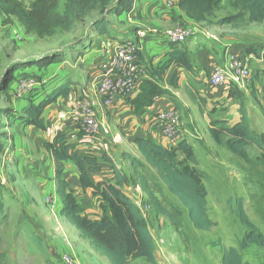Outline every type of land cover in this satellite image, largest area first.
Returning a JSON list of instances; mask_svg holds the SVG:
<instances>
[{
  "label": "rangeland",
  "instance_id": "1",
  "mask_svg": "<svg viewBox=\"0 0 264 264\" xmlns=\"http://www.w3.org/2000/svg\"><path fill=\"white\" fill-rule=\"evenodd\" d=\"M18 1L28 7L37 0ZM56 1L62 11L65 0ZM169 2L166 0L164 8L173 12L174 5L168 6ZM139 3V0H133L125 16L120 17L117 13L108 14L105 11L94 12L90 17L79 20L68 32L54 29L52 33L42 36L26 34L16 17H6L0 10V264H62L60 257L65 253L73 254L82 264L84 260L88 264V260L93 258L94 250L89 242L81 238L65 219L60 218L57 205L51 208L45 202L47 188L43 189V184L54 181L55 171L53 159L43 144L50 143L53 134V126L50 123L58 113L68 110V107L82 97H88L95 105L101 101L95 93L89 94V75L93 74L91 67L102 43L120 42L123 36L135 40V31L138 29L158 31L157 35L151 34L140 42L139 48L145 65L148 61L156 62L161 57L152 55L144 45L149 38L155 36L162 43L163 50L175 46H182L183 49L186 43H192L195 38L196 44L186 46L187 53L194 56L199 46L209 42L204 36L207 31L215 37L210 41L217 44L232 37L251 39L253 42H250L252 44L249 46L252 47L264 44V23L249 24L246 11L239 7L235 0H215L213 16L206 24L186 23L180 19L165 28H154L151 23H141L137 12ZM100 17H105L108 21L106 29L114 36L113 39L94 33L92 23ZM139 21L140 27H132ZM177 25L197 28L199 34L179 44L169 43L159 36L162 31ZM219 28V34L215 33ZM263 48L256 47L251 53L256 49L264 50ZM236 51L234 55L245 62V50L238 48ZM201 60L205 66L206 59ZM256 63L251 61L247 66L250 69ZM193 73L185 76L183 82L193 86L202 82L199 85H205L209 98L217 96L213 99L211 107L203 113H200L186 96L184 83L181 87L179 77L177 87L171 86L172 74L170 75L169 70L164 73L160 85L171 91L183 104L182 108L177 110L183 126V141L185 145L190 146L197 166L189 162L186 152L182 150L178 151L176 161L180 162L181 168L188 167L202 173L200 179L207 194V215L216 223L208 231L195 230L186 211L180 207V229H176L166 216L155 211L149 195L141 188L140 175L146 176L150 189L164 209L173 211L179 204L167 193L153 171L146 166L132 168L130 162L125 159L124 154L137 158L131 145L132 139L129 138L134 132L126 125L131 121V115L116 118L105 108L96 110L99 131L93 138H100L101 143L107 145L106 150L100 146L99 149L110 156L120 173L121 192L135 203L143 214L145 225L155 241L158 264H221L222 249L233 247L238 250V244L246 234L247 228L241 225L229 206V201L241 200L248 219L255 229L264 235L262 154L249 146L240 154L233 155L226 145L227 137L223 136V144L217 145L208 133L209 119L220 118L229 125L238 120L239 107L242 106L247 111L253 131L264 137V83L258 81L261 89L256 90L255 74L250 70L251 76L245 85L213 89L208 88L206 84L208 73H203V79L198 76L199 73ZM65 80L70 83L71 89L78 87L81 91L73 103L65 105L59 100L56 106L52 105L46 109L42 114L47 123L44 130H37L28 125L22 112L23 107L35 105L38 98L41 99ZM27 83L33 85L31 90L23 89ZM153 116L155 117L154 114ZM68 126L69 124L64 122L61 129L71 134L76 132L72 126V129ZM216 127L223 125L218 124ZM54 128H57V125L54 124ZM99 163L103 162L99 160ZM100 170L104 172L99 175L90 174L99 191L104 185H116L110 165H102ZM62 178L67 181L85 217L94 221L106 216L118 223L122 221L125 216L122 210L110 212L99 195L93 194L89 189H80L74 167L66 166ZM40 180L43 181L40 183ZM155 185L163 189L162 196L156 191ZM144 206H148V210H145ZM240 253L243 260L249 264H261L264 254L257 246H251ZM137 260L131 261L132 264H148L145 260ZM96 263L101 264L98 261Z\"/></svg>",
  "mask_w": 264,
  "mask_h": 264
},
{
  "label": "trees",
  "instance_id": "2",
  "mask_svg": "<svg viewBox=\"0 0 264 264\" xmlns=\"http://www.w3.org/2000/svg\"><path fill=\"white\" fill-rule=\"evenodd\" d=\"M174 1L179 10L195 23L206 22L213 16L215 0ZM235 2L246 11L248 23L264 22V0H235ZM132 4L133 0H65L60 11L56 0H37L28 7L18 0H0V10L6 17H16L26 34L34 33L42 36L52 33L54 29L68 32L79 20L90 17L94 12L105 11L108 14L117 13L124 16L123 14L128 12ZM107 26L108 21L105 17H100L92 23L94 33L111 40L114 36L106 29ZM139 57L141 58V53ZM166 57L168 60L154 70L149 75V79L141 82L138 94L127 101L131 113L137 118L148 112L154 102L162 97L167 98L175 110H180L183 106L177 97L160 83L166 70L174 66L170 82L171 86L177 87L179 77L177 70L193 71L196 69L195 60L184 48L178 50L176 46L166 53ZM183 88L186 96L200 113L211 107L213 99L207 98L201 89L188 83H184ZM69 95L70 83L65 80L44 97L38 98L35 105L23 107L22 112L27 124L37 130L46 129L47 123L42 117L43 112L58 100L67 99ZM218 124H222L223 127H216ZM208 133L217 145L223 144V136L227 137L226 145L233 155H238L244 148L251 146L264 158V137L253 131L247 111L242 106L239 107L238 120L229 125L221 119H209ZM76 137L82 138L83 135L76 133ZM183 140L176 147L168 148L160 140L155 142L143 136L134 141L141 159L129 154L124 156L132 168L146 166L153 171L167 193L178 202L179 206L173 208V211L164 209L150 189L146 176L140 175L141 188L149 195L158 214L166 216L176 229H180L181 208L186 211L195 230L208 231L216 223L207 215V194L200 179L202 173L188 167L181 168L180 162L176 161L178 151L182 150L186 152L189 162L197 166L195 155ZM43 147L52 157L55 171L53 181L55 188L48 189L46 195L52 194L55 197L59 216L74 227L81 238L87 240L93 250L110 264H132L131 261L137 259L145 260L148 264H158L155 241L145 225V218L135 203L121 192L122 178L113 161L105 154L94 157L78 153L63 133L55 135L52 141L44 143ZM99 160L110 165L116 181V185H104L100 191L90 177V173L99 172ZM69 165L77 171L80 189H89L93 194L99 195L110 212L117 209L124 212L125 216L120 223L106 216L92 221L83 215L81 205L69 189L67 181L62 178L66 166ZM155 188L162 196L163 189L157 185ZM228 204L241 225L247 228V232L239 242L238 250L233 247L222 249L221 264H249L243 260L240 252L251 246H257L264 252V235L259 233L248 219L241 200L229 201ZM261 264H264V254Z\"/></svg>",
  "mask_w": 264,
  "mask_h": 264
},
{
  "label": "built area",
  "instance_id": "3",
  "mask_svg": "<svg viewBox=\"0 0 264 264\" xmlns=\"http://www.w3.org/2000/svg\"><path fill=\"white\" fill-rule=\"evenodd\" d=\"M170 1L168 6L172 5ZM157 35L156 30L138 29L135 31V40L130 38L120 42L101 44L100 54L107 58V64L102 68L95 79L94 93L101 101L96 105L88 97H82L57 114L55 125L71 122L76 133L83 137L93 138L99 131L96 110L108 108L124 99L134 98L139 92L138 82L143 75L139 53L140 42L149 35ZM199 34L197 28L175 26L162 31L159 36L168 40L169 43L179 44L187 39L196 37ZM207 39H215L208 31L204 34ZM250 61L264 63L263 50L248 53L246 61L233 54H226L223 66H216L206 78L208 88L226 89L230 85L240 87L249 81L251 73L247 64ZM33 85L27 83L24 90H31ZM153 118L157 129V140H160L166 147L173 148L183 139L181 116L173 107L156 112ZM116 140V139H115ZM46 204L53 208L57 201L52 194L45 196ZM148 210V206H144ZM62 264H82L73 254L65 253L60 257Z\"/></svg>",
  "mask_w": 264,
  "mask_h": 264
},
{
  "label": "crops",
  "instance_id": "4",
  "mask_svg": "<svg viewBox=\"0 0 264 264\" xmlns=\"http://www.w3.org/2000/svg\"><path fill=\"white\" fill-rule=\"evenodd\" d=\"M139 1H140V3L138 5V9H137L138 11L137 12H139V15L141 18V20H140L141 23L142 22L151 23L152 26H154V28L155 27L165 28L167 26H171L174 23H177L180 19L183 20V22L197 24V25H202V24L208 23V21L203 22V23H195L192 20H190L189 18H187L186 15L181 10H179V8L177 7V3L174 0H169V1L173 2V5H174V11L173 12L167 10V8H164V4H165L166 0L165 1H163V0H139ZM126 13L127 12H125L123 15L125 16ZM120 17H122V16H120ZM140 21L138 23H136L135 25H133L132 27H134V26L140 27V24H141ZM249 24H257V23H249ZM164 25H166V26H164ZM219 32H220V28L217 29V31H215V33H217V34H219ZM122 38H123L122 40H124L128 37L123 36ZM158 40L159 39L156 38V36H155V37L149 38L144 43L145 48L146 49L148 48V51H150V53L152 52V55H156V56L161 55V57L156 62L153 60L148 61L147 65L144 64L142 57L140 58L141 59L140 60L141 66H143L142 67L143 68V75L141 76V78L138 82L139 87H140V84L143 80L149 79L148 77H149L151 72L156 70L161 64L165 63L168 60V57H166V53L170 52L174 48V47H172V48L169 47V48L163 50L164 48H161L162 43ZM194 41H195V38L193 39L192 43H188V44L186 43V45L183 46L185 48V50H187L186 46L196 44ZM208 41L209 42H207V43H210L209 45H207V43H206V45L199 46L197 48V50L195 51V56L193 54L191 55L192 58L195 60L196 69H194L193 71H188V72L181 70V69L177 70L178 74H179L178 75L179 76V84L181 87H182V84L185 83V82H183L185 79V76H189L191 72L192 73L194 72L193 74L199 73L198 76L202 77V79H203V76H202L203 73H208V75H209L210 72L216 66H223L226 54H233L234 55V52L236 50H238V48H239V50L241 48H243L248 55V53H250V51L254 50L256 47L257 48H261V47L263 48L264 47V44H262L260 46L259 45L254 46V47L249 46L250 44H252L250 42H253V40L247 39V38L242 39L240 37H232L231 39L222 40V41H219L218 44L214 41H210V39H208ZM262 42H264V41H262ZM230 43H237V44L231 46V45H229ZM176 48L178 50H182V46H176ZM258 50H260V49H258ZM96 54H97V58L93 62L94 65L91 67L93 74L89 75V77H90V80H89L90 83L89 84H91L89 94L92 92L94 93L95 79L100 74L102 68L107 64V58L106 57H103L99 51ZM141 56H142V54H141ZM236 57H238V56H236ZM244 57H246V56L244 55ZM203 58L206 59V65L205 66L202 65L201 59H203ZM168 70L170 72V75L173 74L174 66H171ZM168 70H166L165 73H167ZM250 70L252 72H254V74H255V77H254L255 89L256 90L261 89L260 88V86H261L260 82H258V81H261V83H264V63H258L257 62L255 65L250 67ZM163 77H164V75H163ZM200 83H202V82H200ZM200 83L197 82L196 83L197 85H195V86L199 89L205 88V85L204 84L199 85ZM71 88L72 87H70L69 97L67 99L61 100L63 103H65V105H69V104L71 105L73 103V101L75 100L76 96H78L80 94L79 92H81L78 87H76L75 89H71ZM201 90L204 92L205 96L207 98H209L207 88L201 89ZM216 97L217 96H213L212 98H209V99H215ZM129 99H132V98L124 99L120 103H117L116 105H113V106L105 108V109L112 116H114L116 118L118 116H122V115H126V114L131 115V121H129V123L126 125L128 126L130 131L132 130L131 132H134V134H132L133 136L129 137V138L132 139L131 145L135 149V152H136L135 154H137L136 157L138 159H141V156L137 152L135 144H134L135 139L143 137V136H147L151 140L158 142L157 141V129L155 127L152 115L155 114L156 112L160 111V110L172 108V105L170 103H168V101L165 102V100H167V98H165V97L159 98L158 100H156L154 102L153 106L149 109L148 112L144 113L141 117L137 118L130 111L129 104L127 103V101ZM56 105H57L56 103L53 104V106H56ZM145 120L148 122L144 123ZM55 121H56V118L54 120H52L50 123L53 126V134H52L50 142L52 141V139L55 135H57L58 133H63L69 138L70 143L74 147V150L77 151L78 153H82L86 156H94V157H100L102 154H104L102 151H100L99 146L106 150L107 145L102 144L100 141V138H98V139L87 138V137L77 138L76 132L71 134L69 131H64L61 129V127H62V125H64V123L59 124V125H57V128H54ZM68 124L70 126V127L68 126L69 128H71V126H72V128L74 129V126L71 122H69ZM100 152H102V153L100 154ZM107 156H109V155H107ZM109 158H110V156H109ZM100 165H101L100 167H102V165H106V164L101 163ZM69 166H71V165H69ZM100 171L96 172V173H90V174H96V175L98 174L99 175L102 172H104V170H102L101 172ZM105 171H107V170H105ZM90 177H91V175H90ZM37 179H41V178L37 177ZM42 181L43 180H40V183ZM46 188H47V190L48 189L54 190L55 183L53 181H49L47 183H44L43 189H46ZM60 218H62V217H60ZM139 260H141V259H139ZM96 261L100 262L101 264H103L106 261L104 264H110L107 260H105L102 256H100L97 252L94 251L93 258L91 260H88V264H98V263H96ZM133 261H138V260H133ZM84 264H86L85 260H84Z\"/></svg>",
  "mask_w": 264,
  "mask_h": 264
}]
</instances>
